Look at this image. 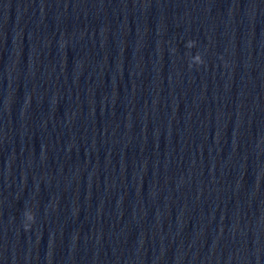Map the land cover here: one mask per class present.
Returning a JSON list of instances; mask_svg holds the SVG:
<instances>
[{
    "label": "water",
    "instance_id": "1",
    "mask_svg": "<svg viewBox=\"0 0 264 264\" xmlns=\"http://www.w3.org/2000/svg\"><path fill=\"white\" fill-rule=\"evenodd\" d=\"M0 264H264V0H0Z\"/></svg>",
    "mask_w": 264,
    "mask_h": 264
},
{
    "label": "clouds",
    "instance_id": "2",
    "mask_svg": "<svg viewBox=\"0 0 264 264\" xmlns=\"http://www.w3.org/2000/svg\"><path fill=\"white\" fill-rule=\"evenodd\" d=\"M185 47L187 49H192L196 47V42L195 41H188L185 44ZM204 63L202 56L199 52L190 55L189 59V67L193 66H200ZM22 228L25 232H28L31 230L32 226L35 224V214L31 209H25L22 213Z\"/></svg>",
    "mask_w": 264,
    "mask_h": 264
}]
</instances>
